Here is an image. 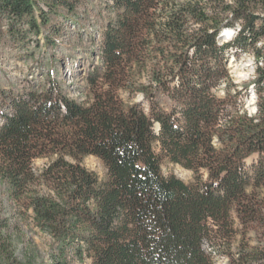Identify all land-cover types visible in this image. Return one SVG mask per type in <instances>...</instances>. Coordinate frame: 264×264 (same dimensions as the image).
I'll list each match as a JSON object with an SVG mask.
<instances>
[{
  "label": "trees",
  "instance_id": "1",
  "mask_svg": "<svg viewBox=\"0 0 264 264\" xmlns=\"http://www.w3.org/2000/svg\"><path fill=\"white\" fill-rule=\"evenodd\" d=\"M86 2L0 0V37L26 47L43 35L54 46L67 20L83 19ZM104 2L113 18L83 100L53 71L0 89V180L13 201L12 217L0 207V264H216L222 255L228 264H264V245L246 237L249 227L264 228V0ZM224 28L232 36L220 43ZM230 52L255 60L241 88L227 68ZM120 85L142 91L147 109L126 104ZM249 85L253 113L239 103ZM87 155L101 159L104 179L83 164ZM164 157L194 180L164 174ZM28 219L49 236L47 260L27 247L15 252Z\"/></svg>",
  "mask_w": 264,
  "mask_h": 264
},
{
  "label": "rangeland",
  "instance_id": "2",
  "mask_svg": "<svg viewBox=\"0 0 264 264\" xmlns=\"http://www.w3.org/2000/svg\"><path fill=\"white\" fill-rule=\"evenodd\" d=\"M105 0H87L84 6H80L79 10L83 12L84 17L80 22H72L67 20L62 28L61 33L57 36L54 46L46 45L43 41V35H40V43L36 44L35 36H33L26 47L15 42L8 37H0V89L9 90L13 87L21 86L25 78L37 77L45 79V74L53 71L59 79L64 81L66 91L77 100H83L88 93L85 77L91 62L97 64L98 53L100 48L101 31L106 22L113 18V13L105 7ZM1 35L5 34L4 22L0 23ZM231 39V37H230ZM230 39H218L220 43ZM227 68L230 72L232 81L241 88L243 83H250L254 76L255 60L250 52H237L236 55L230 52L227 59ZM264 65L263 62H259ZM45 74H41V73ZM146 75L140 76V80L145 81ZM252 84V83H251ZM253 85V84H252ZM252 85L249 88L242 89L239 95V103L247 112L256 111L255 96L252 91ZM221 88V87H220ZM218 88L217 94H223ZM119 95L126 104L133 102H141L147 109L148 102L143 97L142 91L130 92L126 86L120 85L118 88ZM163 105L167 104L163 102ZM155 128L157 129L156 125ZM217 147L218 143L214 139ZM158 150V148H156ZM258 157L257 153H253L246 158V165L253 163ZM45 158H38L35 161L36 166H42ZM83 164L93 170L99 177L104 179L106 169L101 159L95 155H87L82 160ZM161 168L164 174H173L185 182L194 180L192 170L183 167L180 164L172 163L167 158H162ZM207 176L206 174L204 175ZM251 188L248 187L247 191ZM264 197V190L261 189ZM13 201L9 198L6 184L0 180V207L2 213L8 217L13 216ZM236 223L239 224L236 214H233ZM25 241L17 240L14 243L16 254L21 257L28 249L36 256L37 260H47L49 236L38 230L28 219L22 223ZM239 228L242 229L239 224ZM246 237L254 245H264V228L259 224L249 227ZM240 237V236H237ZM27 247V248H25ZM76 264H79L76 262ZM87 264V262L85 263ZM216 264H228L225 256H220Z\"/></svg>",
  "mask_w": 264,
  "mask_h": 264
},
{
  "label": "bare ground",
  "instance_id": "3",
  "mask_svg": "<svg viewBox=\"0 0 264 264\" xmlns=\"http://www.w3.org/2000/svg\"><path fill=\"white\" fill-rule=\"evenodd\" d=\"M232 30H233V29H229V33H228V29H226V32H224V37H226V38L229 39V38L232 36V35H231V34H232ZM226 34H229V36H227Z\"/></svg>",
  "mask_w": 264,
  "mask_h": 264
},
{
  "label": "water",
  "instance_id": "4",
  "mask_svg": "<svg viewBox=\"0 0 264 264\" xmlns=\"http://www.w3.org/2000/svg\"><path fill=\"white\" fill-rule=\"evenodd\" d=\"M225 29H226V28H224V29L222 30V32H221V34H220V36H219V39H220V37L224 36V32L226 31ZM156 127H157V129H158V128H159V125L156 124Z\"/></svg>",
  "mask_w": 264,
  "mask_h": 264
},
{
  "label": "flooded vegetation",
  "instance_id": "5",
  "mask_svg": "<svg viewBox=\"0 0 264 264\" xmlns=\"http://www.w3.org/2000/svg\"><path fill=\"white\" fill-rule=\"evenodd\" d=\"M222 32V31H221ZM221 32H220V34H221ZM220 34H219V36H220ZM219 36H218V39H219Z\"/></svg>",
  "mask_w": 264,
  "mask_h": 264
}]
</instances>
